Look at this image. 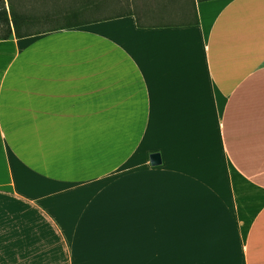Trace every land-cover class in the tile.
Segmentation results:
<instances>
[{"label":"crops","instance_id":"0c3cea01","mask_svg":"<svg viewBox=\"0 0 264 264\" xmlns=\"http://www.w3.org/2000/svg\"><path fill=\"white\" fill-rule=\"evenodd\" d=\"M98 1L0 40V264H264V0Z\"/></svg>","mask_w":264,"mask_h":264},{"label":"trees","instance_id":"16d2710c","mask_svg":"<svg viewBox=\"0 0 264 264\" xmlns=\"http://www.w3.org/2000/svg\"><path fill=\"white\" fill-rule=\"evenodd\" d=\"M201 1V0H197ZM106 3L90 0H0V40L24 38L49 31L76 27L88 22H96L107 18L121 17L119 15L82 18L81 13H93L96 7ZM119 4V3H118ZM120 5V4H119ZM128 5L125 7L127 8ZM35 10L36 12L31 13ZM38 10V12H37ZM72 19V20H70ZM55 24L44 28H35L36 23L54 21ZM196 18L194 23H196ZM136 25L139 23L136 20Z\"/></svg>","mask_w":264,"mask_h":264},{"label":"rangeland","instance_id":"374dc122","mask_svg":"<svg viewBox=\"0 0 264 264\" xmlns=\"http://www.w3.org/2000/svg\"><path fill=\"white\" fill-rule=\"evenodd\" d=\"M128 4H103L96 7L95 11H93L94 15H81L82 18H88V17H101V16H109L110 14L117 13L118 11L124 9ZM141 17H148L144 18L141 21L142 22H160V21H178L181 17L178 15H139ZM159 16V17H158ZM72 20V19H70ZM52 24H55L54 21H43L42 23H36L35 28H44L47 26H50ZM47 25V26H46Z\"/></svg>","mask_w":264,"mask_h":264},{"label":"water","instance_id":"95a60500","mask_svg":"<svg viewBox=\"0 0 264 264\" xmlns=\"http://www.w3.org/2000/svg\"><path fill=\"white\" fill-rule=\"evenodd\" d=\"M148 160H149V164L151 166H156L159 164L160 160H159V155L157 153H153V154H150L148 156Z\"/></svg>","mask_w":264,"mask_h":264}]
</instances>
